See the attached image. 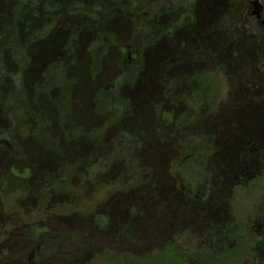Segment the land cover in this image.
<instances>
[{"label": "rangeland", "instance_id": "rangeland-1", "mask_svg": "<svg viewBox=\"0 0 264 264\" xmlns=\"http://www.w3.org/2000/svg\"><path fill=\"white\" fill-rule=\"evenodd\" d=\"M117 1H57L87 16L63 12L55 30L43 0L54 53L2 65L0 264H264V32L240 21L253 0ZM237 80L252 103L229 101ZM162 111L176 126L141 138Z\"/></svg>", "mask_w": 264, "mask_h": 264}, {"label": "flooded vegetation", "instance_id": "flooded-vegetation-1", "mask_svg": "<svg viewBox=\"0 0 264 264\" xmlns=\"http://www.w3.org/2000/svg\"><path fill=\"white\" fill-rule=\"evenodd\" d=\"M42 1L43 0H5V2L2 5H0V73L4 70L2 68V65L7 62L10 63V61L14 60V58H16L17 56H20V58L25 57L26 54H30L31 51H33L35 57L37 55L39 56L45 55V53L47 52L45 48L47 43L48 46H51L50 51L52 55V53H54V50L51 49H53L54 47L56 49V45H58L57 43L58 40L57 41L54 40V34H55V30L58 28L57 27V23L59 21L58 19L61 17L63 12L68 13L69 16H72L74 13L72 12L74 11L72 9L74 8L76 9L75 11L83 15L84 18H86L87 16V14H85L86 11L84 10L79 11L81 10L78 9L80 7L78 6L79 3L78 4L76 3V5L72 8L69 7V5L68 6L63 5L62 8L61 5L57 4V1H61V0H49L50 3L49 7L51 8L50 13L53 15L50 24L51 23L53 24V29L55 30H50L49 34H44L43 32L39 31L40 25L38 22L40 18L44 17L43 12L45 10L42 11ZM67 1H69L70 3L71 0H66V2ZM101 1L102 0H99V2ZM253 1L251 2V6L248 5V7H246V10L244 11V14L242 15L240 21L241 23H245L247 22V20L254 19L260 23L262 27L261 29L264 32V4L259 2V0H256L259 2L261 7V13L259 16H257L253 13L254 11ZM116 4H120L119 0L117 1ZM116 6H118V12H120V5H116ZM82 7L85 8L84 5ZM114 12L115 15L118 14L117 11ZM3 37H6L7 39L10 40L9 44L11 46L13 44H16V46H12L15 48H10V46L8 48H5L4 42L1 41ZM17 75L18 72L13 74V76H17ZM12 168L13 167H10V171L13 170ZM27 174H28V170L25 167H22L18 176L22 175L23 177H25V179L20 180L18 178L21 184H26ZM258 180L259 182H261L262 180L264 181V174H261ZM249 186L250 184L248 185V187ZM247 221H246V225H247ZM238 241H240L239 245H242L241 244L242 239ZM235 242L237 243L236 240ZM253 252H254L253 254H255V252L260 253L259 250H254ZM263 254H264V250H263ZM263 258L264 257H262V259ZM124 262L127 263L126 260ZM147 262H141V263H147ZM129 264H136V263L130 261Z\"/></svg>", "mask_w": 264, "mask_h": 264}, {"label": "trees", "instance_id": "trees-1", "mask_svg": "<svg viewBox=\"0 0 264 264\" xmlns=\"http://www.w3.org/2000/svg\"><path fill=\"white\" fill-rule=\"evenodd\" d=\"M218 41V40H217ZM208 42L209 44H206L205 45V48H203L204 50H208L209 49V52L208 53H210V54H212V52H211V48H214V46L218 43V42ZM169 60V59H168ZM169 63L171 64L172 63V61L171 60H169ZM227 69H229V70H231V68H227ZM160 72V73H159ZM159 72H156L155 74H154V76L152 77V78H150V76H149V84H150V86H158V84L159 85H161V84H163L162 82H160L161 81V79L163 78V76H164V73H163V70H162V68H161V70H159ZM228 73V72H227ZM229 76V78L231 79L233 76H231V75H228ZM201 79H202V82H203V84H204V86L202 87V89L200 90V93H199V95L197 96L198 98H195V100L196 101H198L197 103L198 104H204L205 103V101H201L200 99H202V98H208V97H211V93L210 92H212V91H210V92H207L208 93V95L206 96V94L207 93H205V94H203L204 93V91H208L209 89H210V87H211V84H212V78L210 77V76H203V77H201ZM231 82H232V79H231ZM232 85V84H231ZM247 85H249V82L248 81H242V82H240V81H238L237 80V83H235L234 84V86L235 87H241V89L239 90V92H240V94H242V92L244 91V89H245V86H247ZM233 88V87H232ZM156 91V90H155ZM155 91H152L153 92V96L155 97V98H159V96H158V92H156V93H154ZM242 91V92H241ZM233 92L234 91H232L231 93H230V95L232 96H230L231 97V99L229 100V101H231V102H238V103H240V102H244V100L246 99V96L244 95V94H242V99L241 100H235L234 101V99H233V96L234 95H232L233 94ZM163 94V93H162ZM149 95V94H148ZM160 102H159V106H163L164 105V107L165 106H167V109L169 110V112H171V110L170 109H172V107H174V104H172L173 102H174V99H173V96H171V95H167L166 97H165V95L163 94V96H161L160 97ZM206 100V99H205ZM177 101V100H176ZM180 102H182V101H180ZM238 103H236V104H238ZM250 104V103H252V102H244V104ZM157 104V103H156ZM244 104H243V107H240V106H236L235 105V107H237V108H235V107H233L232 109H230L229 110V113H228V119H230L231 121L230 122H228L229 124L228 125H231V123H232V121H234L233 119H236L237 118V115H236V109H238V108H246L245 106H244ZM116 105H118V106H120L119 104H116ZM169 105V106H168ZM255 108V107H254ZM256 108H258V107H256ZM243 109V110H244ZM245 111V110H244ZM168 112H163L162 111V115H163V117H159L160 118V120H159V122L158 123H154V124H157L156 126H153V127H150L151 129H150V131H149V134H147V135H145V134H141L140 135V137L142 138V137H145V136H151V135H155V138H160L159 137V135H160V132L161 131H163L162 133H164L165 132V128H168L169 126H171V125H173L174 127L176 126V122H174V120L171 122V119L170 118H167V116H169L168 114H167ZM218 124L219 123H217L216 125L218 126ZM234 124H236V123H234ZM197 127V126H196ZM102 128H104V127H101V128H99V129H97L96 131H93L92 130V133H93V135L95 134V133H98V132H100V130H102ZM174 129V128H173ZM197 129V128H196ZM235 129V128H234ZM233 129V130H234ZM181 131H184V130H182V129H180V130H178V133H180ZM244 131V130H243ZM231 131H230V129H229V135H227V136H229L227 139H229V140H231L230 138H233V137H231ZM95 136V135H94ZM93 136V140H94V142H96V144L98 145V141H100L98 138H96V137H94ZM140 140V138L139 139H130V137H129V135H126L124 132H122V134H121V136L119 137V142L120 141H124L123 143H125V145H126V147H128L129 146V144L131 143V142H133V141H139ZM233 140H235V139H232L231 141H233ZM127 142V143H126ZM162 142H166V140L164 139V138H162ZM97 145H95L96 147H97ZM184 149V148H183ZM95 150H97V149H95ZM141 155V156H140ZM107 156V158H110L109 156L110 155H106ZM146 156V157H145ZM131 157H133L134 158V160L136 161V164H137V166H138V168H142L143 170H147V171H149V169H151V163H149V160H150V158H149V153L148 152H139V154L138 155H135V153H132V156ZM130 161V160H129ZM131 161H132V159H131ZM130 161V163L132 164V162ZM148 165L149 166V169H147V168H145V166L144 165ZM155 169L157 170V172L159 173V171H158V168H157V164H156V166H155ZM152 170V169H151ZM141 173V177H142V175L144 176V174L142 173V172H140ZM158 173L156 174V179H149V180H151V181H154L155 183H157V185L158 184H160L161 182H162V179L160 178L161 176H159L158 175ZM145 177H146V175H145Z\"/></svg>", "mask_w": 264, "mask_h": 264}, {"label": "water", "instance_id": "water-1", "mask_svg": "<svg viewBox=\"0 0 264 264\" xmlns=\"http://www.w3.org/2000/svg\"><path fill=\"white\" fill-rule=\"evenodd\" d=\"M253 7H254V11H253V13H254L255 15L259 16L260 13H261V7H260L259 2L256 1V0L253 1Z\"/></svg>", "mask_w": 264, "mask_h": 264}]
</instances>
